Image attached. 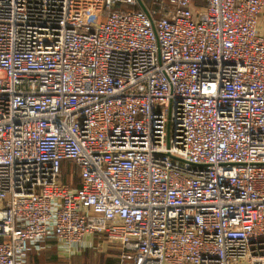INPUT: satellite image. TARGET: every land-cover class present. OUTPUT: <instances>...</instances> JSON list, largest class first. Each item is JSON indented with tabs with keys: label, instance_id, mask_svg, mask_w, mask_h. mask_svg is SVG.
Returning a JSON list of instances; mask_svg holds the SVG:
<instances>
[{
	"label": "built area",
	"instance_id": "1",
	"mask_svg": "<svg viewBox=\"0 0 264 264\" xmlns=\"http://www.w3.org/2000/svg\"><path fill=\"white\" fill-rule=\"evenodd\" d=\"M263 19L264 0H0V264L50 242L264 264Z\"/></svg>",
	"mask_w": 264,
	"mask_h": 264
},
{
	"label": "crops",
	"instance_id": "2",
	"mask_svg": "<svg viewBox=\"0 0 264 264\" xmlns=\"http://www.w3.org/2000/svg\"><path fill=\"white\" fill-rule=\"evenodd\" d=\"M53 245L56 246V243L50 242V247L53 246ZM89 250L90 249H84V250L76 252L75 254H72L71 256H68V255L64 254L62 251H60L59 249L55 248L53 256H52V259H51V263H48L46 252L42 253L43 251H40V252H35L34 251V252H31L29 254L28 264H71V259L73 258L72 256L77 255V254L82 255L86 251L89 252ZM99 250L104 251V247H103V249H99ZM90 252H91V250H90ZM93 255L94 254H91V253L88 254V258L87 259H89V262L87 261V264L88 263L92 264V258L94 257ZM111 259L117 261L115 264H119L118 259H116L115 257H113ZM104 260L105 259H103V263L102 264H104ZM54 261H56L57 263L54 262ZM52 262H54V263H52Z\"/></svg>",
	"mask_w": 264,
	"mask_h": 264
},
{
	"label": "rangeland",
	"instance_id": "3",
	"mask_svg": "<svg viewBox=\"0 0 264 264\" xmlns=\"http://www.w3.org/2000/svg\"><path fill=\"white\" fill-rule=\"evenodd\" d=\"M62 167H63V170L66 172V170H67V162H63ZM65 181H67V180H65ZM96 240H98V239H96ZM56 248L58 249V247H56ZM88 249H90L91 252L89 250V252L86 251L82 255L77 254V255L72 256L73 258L71 259V264H87V261L89 262V259H87L89 253L94 254L93 255L94 257L92 258V264L93 263L94 264H102L103 263V259L113 258V255L115 256L119 252V251H115V249H111V250L110 249H104V251L95 250V249H92V248H88Z\"/></svg>",
	"mask_w": 264,
	"mask_h": 264
},
{
	"label": "trees",
	"instance_id": "4",
	"mask_svg": "<svg viewBox=\"0 0 264 264\" xmlns=\"http://www.w3.org/2000/svg\"><path fill=\"white\" fill-rule=\"evenodd\" d=\"M132 8H134V7H132ZM64 180H67V181L69 180V178H68L66 173L64 174ZM75 185L76 186H80L81 185V176L79 175L78 171H77L76 176H75ZM55 248H56V246L53 245L51 247H46V248L42 249L43 253L46 252L48 263H51V259H52V256H53ZM54 262H56V261H54ZM54 262H52V263H54ZM116 262H117L116 260H113L111 258H106L104 260V264H115Z\"/></svg>",
	"mask_w": 264,
	"mask_h": 264
},
{
	"label": "water",
	"instance_id": "5",
	"mask_svg": "<svg viewBox=\"0 0 264 264\" xmlns=\"http://www.w3.org/2000/svg\"><path fill=\"white\" fill-rule=\"evenodd\" d=\"M141 5H142V8H143L145 11H147V9H146L145 5H144V4H142V3H141Z\"/></svg>",
	"mask_w": 264,
	"mask_h": 264
}]
</instances>
